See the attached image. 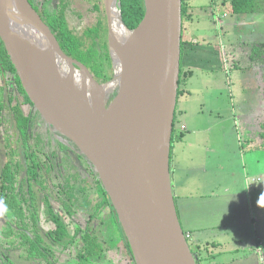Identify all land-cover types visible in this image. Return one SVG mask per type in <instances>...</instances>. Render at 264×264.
<instances>
[{
    "label": "water",
    "instance_id": "water-1",
    "mask_svg": "<svg viewBox=\"0 0 264 264\" xmlns=\"http://www.w3.org/2000/svg\"><path fill=\"white\" fill-rule=\"evenodd\" d=\"M146 14L127 27L121 0H104L109 52L118 80L107 104L100 84L69 57L29 0H0V49L10 54L35 109L91 164L109 196L136 264H198L179 219L171 152L181 78L183 0H144ZM14 11L20 18L14 17ZM137 36L115 49L116 12ZM70 63L95 97L81 98L60 83Z\"/></svg>",
    "mask_w": 264,
    "mask_h": 264
},
{
    "label": "crops",
    "instance_id": "crops-1",
    "mask_svg": "<svg viewBox=\"0 0 264 264\" xmlns=\"http://www.w3.org/2000/svg\"><path fill=\"white\" fill-rule=\"evenodd\" d=\"M231 1L186 0L172 184L201 264H264V206L254 207L264 195V53L256 55L264 51V0L239 14ZM248 43L250 64L242 65ZM233 69L242 78L229 114L224 89Z\"/></svg>",
    "mask_w": 264,
    "mask_h": 264
},
{
    "label": "trees",
    "instance_id": "trees-1",
    "mask_svg": "<svg viewBox=\"0 0 264 264\" xmlns=\"http://www.w3.org/2000/svg\"><path fill=\"white\" fill-rule=\"evenodd\" d=\"M55 2L47 0L41 5L40 13L51 26L63 51L84 64L98 83L110 81L112 78L104 73L105 61L108 62L109 68L113 69L104 9L97 7L98 22L80 31L72 26L66 15V0H58L57 4ZM231 3L230 13H249L259 9L258 0H232ZM121 4L125 24L132 30L137 28L146 14L144 0H121ZM187 18L186 0H183V25ZM184 44L185 41L182 40V55ZM263 53V50L258 49L256 55ZM0 56L4 58L7 69L17 74L4 45ZM18 83L27 103H30L41 117L20 78ZM0 91L3 92L0 98V129L3 132L2 142L4 141L0 152L7 157L0 170V204L4 206L0 207V264H59L61 258L56 249L65 250L72 244L76 245L77 253L68 264H115L95 226V220L107 208L122 233L131 260L136 264L130 243L117 222L112 202L98 177L96 185L102 191L103 199H96L97 201H82L80 193L84 192L85 187L77 192L69 183L70 180L65 179L67 187L60 185L56 180L60 170L59 164L53 159L56 155L51 156L47 151H41L35 143H29L31 135L28 132V120L20 105L13 106V97L6 89L2 87ZM83 182L91 187L85 179ZM52 197L60 201L70 217L78 216L85 208L93 205L85 228L74 223V231L71 234L66 222L56 213L51 202ZM45 222L52 223L53 227L45 229ZM67 238H70L69 244L66 243ZM78 240L81 243L77 245ZM196 258L197 263L201 264L199 258Z\"/></svg>",
    "mask_w": 264,
    "mask_h": 264
},
{
    "label": "rangeland",
    "instance_id": "rangeland-1",
    "mask_svg": "<svg viewBox=\"0 0 264 264\" xmlns=\"http://www.w3.org/2000/svg\"><path fill=\"white\" fill-rule=\"evenodd\" d=\"M73 1V14L70 15V21L72 26L76 27L78 30H83L87 26L94 25L98 22V13L94 9V1L92 0H72ZM245 35V34H242ZM246 48H243L242 50V59H245L246 61H242V65L250 64V57H251V44L245 45ZM254 54L256 50H253ZM104 68H105V74H109V76L113 79L114 78V70L109 68V64L107 61L104 62ZM240 72H243L241 68H238ZM236 69H233L232 72L230 71L227 77V82L225 85L224 93H225V104L226 109H229V114H231V106L235 105L236 106V99L238 98V92L235 90V84L236 81L240 82L241 80V73H239ZM15 77L11 74L8 73H3L2 71V65L0 64V85L6 84L7 88L12 95H18L17 92V86L15 85ZM261 80V79H260ZM244 82V79L242 81V84ZM262 83V81H261ZM234 85V86H233ZM234 87V88H233ZM117 87L114 89V91L109 95L108 100L110 102L116 97L117 95ZM3 92L0 94V98L2 97ZM5 94V93H4ZM233 96V97H232ZM233 102V103H232ZM28 107H25L26 112H28ZM227 114V112H226ZM53 133L55 134V130L53 129ZM46 134L42 135V139L44 141H39L36 144L39 146V148L44 151L46 150L49 155L54 156L55 153L59 155L58 159L56 157H53L54 161H56L59 164V175L57 177V182L62 184V186L67 185V179L68 181L70 180L69 183L75 187V190L77 192H80L79 190L82 188L85 190L84 192L80 193L82 201L86 200H100L103 199V194L100 188L96 185V180L97 176L95 175L94 169L90 167L87 163L83 162L81 163L82 168L80 165H78V162L76 161L75 158L71 156H67L66 153H63L62 151L58 150L59 145L58 143H53L52 138L54 134ZM37 137L40 136V129L37 130L36 133ZM36 142V141H35ZM54 154V155H53ZM5 159L1 152H0V162H3ZM234 167L233 171L236 170V165L234 162ZM78 169L81 170L80 174L78 173ZM1 172V171H0ZM82 173V174H81ZM56 175V173H54ZM86 180L87 182L90 183L91 187H89L87 184H84L83 180ZM88 183V184H89ZM67 187V186H66ZM80 201L81 203H83ZM97 201V200H96ZM95 201V202H96ZM52 205L54 206V209L56 213L66 222L68 226L69 232L72 234L74 231V223H77L79 226L82 228H85L88 220H89V213L91 210H93V205L89 208H85L83 210V213L79 214L78 216L70 217L66 211L63 208V205L60 203V201L55 200L52 197ZM255 206L256 204H262L264 206V195L263 196H256L255 198ZM256 214L259 213V209H255ZM45 219V218H44ZM45 229H50L53 227L52 223H43ZM95 226L96 229L99 232L100 238L102 243L104 244L105 248L111 255L113 261L115 264H134L133 261L131 260L128 251L124 245L122 233L115 224L114 220H112L111 213L109 209H105L102 214L95 220ZM70 238L66 239V243L69 244ZM81 241H77V245L80 244ZM76 245L72 244L68 248L63 249H56V252L60 256V262L59 264H68L73 257L76 256Z\"/></svg>",
    "mask_w": 264,
    "mask_h": 264
},
{
    "label": "flooded vegetation",
    "instance_id": "flooded-vegetation-1",
    "mask_svg": "<svg viewBox=\"0 0 264 264\" xmlns=\"http://www.w3.org/2000/svg\"><path fill=\"white\" fill-rule=\"evenodd\" d=\"M29 1L32 4V6L36 9V11L41 16V13H40V10H42L41 5L46 3L47 0H29ZM55 1H56L55 4H57L58 0H55ZM92 1H94V9H95V11L97 13H99V10H97V7H99L98 9H100V10L102 8V9H104V12H105V15H106L104 0H92ZM65 4H66V15L70 19V15L73 14V12H74V10H73V1L72 0H66ZM42 19H43V17H42ZM44 22L46 23L45 20H44ZM46 24H48V23H46ZM50 28H51V26H50ZM2 48H3V46L0 49V53L2 52ZM0 64L2 65V71H3L4 74L8 73V74H11V75H13L15 77L14 80H15V85L17 86L18 95H16V94L12 95V93L9 92L6 84L0 85V88L3 87L4 89H6L8 91V93H9V95H11L13 97L12 98L13 99V106L20 105V107L22 109V112H23V115L28 120V126H29L28 132L31 135V137H33L32 139L30 137L29 143H31V145L34 144V143H35V145H37L36 143L39 142L40 140L44 141L42 139V135L43 134H46L47 132H48V134L53 133V128L51 126H49L46 122H44V120L39 115H37V113L35 112L33 106L30 103H27L25 95L23 93H21V91H20V87H19V83H18V78H19L18 75L16 73L11 72L9 69H7L6 62H5L4 58H1V56H0ZM109 103H110V100L107 101V104H109ZM26 106L29 108L28 112H26V110H25ZM38 129H40V136L41 137H37V135H36ZM2 133L3 132L0 129V146L4 143V141L2 142V139H1L2 138L1 137ZM52 142L53 143H56V142L58 143V145H59V149L58 150L62 151L63 153H66L67 156L69 155V156L75 158L76 161L78 162V165H80L81 168H82L81 163H83V162L87 163L90 167H92L89 164V162L87 161V159L80 154V150L72 143V141H70L69 139H67L64 136H61L56 131H55V134H54V136L52 138ZM22 146L23 145H21V147ZM44 151H46V150H44ZM1 154H2V156L5 159L7 158L6 154H4V153H1ZM55 155H56V158L59 157V155H57V153H55ZM4 162H5V160L3 162H0V170L3 167ZM78 172H81V170L78 169ZM93 173H95V172H93ZM95 175H96V173H95Z\"/></svg>",
    "mask_w": 264,
    "mask_h": 264
},
{
    "label": "bare ground",
    "instance_id": "bare-ground-1",
    "mask_svg": "<svg viewBox=\"0 0 264 264\" xmlns=\"http://www.w3.org/2000/svg\"><path fill=\"white\" fill-rule=\"evenodd\" d=\"M154 0H148V4L153 6ZM14 17L20 18V14L17 11L13 10ZM117 20H116V38H115V49L120 53L126 52V46L132 38L137 36V33L131 32L125 24L119 19V12L117 10ZM60 83L80 96L81 98L85 99L86 101L92 102L95 95L93 92L89 91L81 82L80 80V73L79 71L74 68L70 63H65L61 67L60 76H59ZM118 84L117 79H111L108 81L102 88V94L105 96L106 100L108 101L109 95L114 91Z\"/></svg>",
    "mask_w": 264,
    "mask_h": 264
},
{
    "label": "built area",
    "instance_id": "built-area-1",
    "mask_svg": "<svg viewBox=\"0 0 264 264\" xmlns=\"http://www.w3.org/2000/svg\"><path fill=\"white\" fill-rule=\"evenodd\" d=\"M186 237H187V239H190L191 238V234L190 233H186Z\"/></svg>",
    "mask_w": 264,
    "mask_h": 264
},
{
    "label": "clouds",
    "instance_id": "clouds-1",
    "mask_svg": "<svg viewBox=\"0 0 264 264\" xmlns=\"http://www.w3.org/2000/svg\"><path fill=\"white\" fill-rule=\"evenodd\" d=\"M0 207H4L2 204H0Z\"/></svg>",
    "mask_w": 264,
    "mask_h": 264
}]
</instances>
